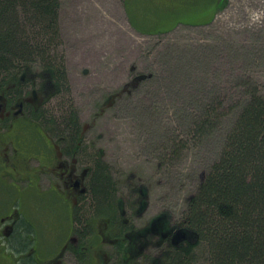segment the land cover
<instances>
[{
	"label": "rangeland",
	"instance_id": "rangeland-1",
	"mask_svg": "<svg viewBox=\"0 0 264 264\" xmlns=\"http://www.w3.org/2000/svg\"><path fill=\"white\" fill-rule=\"evenodd\" d=\"M201 3L209 5L60 1L58 50L72 83L85 88L77 100L86 108L83 123L96 121L99 145L122 189L134 177L148 190L142 223L163 208L175 222L182 217L251 92L264 97V0H227L207 16L191 12ZM183 18L200 25L152 35ZM110 92L114 105L94 119Z\"/></svg>",
	"mask_w": 264,
	"mask_h": 264
},
{
	"label": "flooded vegetation",
	"instance_id": "flooded-vegetation-1",
	"mask_svg": "<svg viewBox=\"0 0 264 264\" xmlns=\"http://www.w3.org/2000/svg\"><path fill=\"white\" fill-rule=\"evenodd\" d=\"M34 66L8 72L0 65V264H164L174 247L194 243L191 233L179 234L183 214L175 222L158 209L142 223L148 190L132 176L122 189L96 121L83 123L86 108L77 100L84 86L72 83L67 62L64 86ZM110 93L94 119L114 105ZM97 172L114 193L100 209Z\"/></svg>",
	"mask_w": 264,
	"mask_h": 264
},
{
	"label": "trees",
	"instance_id": "trees-1",
	"mask_svg": "<svg viewBox=\"0 0 264 264\" xmlns=\"http://www.w3.org/2000/svg\"><path fill=\"white\" fill-rule=\"evenodd\" d=\"M60 1L0 0V65L4 69L9 72L21 63H32L48 68L64 86L65 57L58 50L62 46ZM96 175L94 199L100 209L101 203L113 202L114 193L102 173ZM182 223L193 234L194 243L174 247L164 264L202 260L207 264H264V97L257 89L188 202Z\"/></svg>",
	"mask_w": 264,
	"mask_h": 264
},
{
	"label": "crops",
	"instance_id": "crops-1",
	"mask_svg": "<svg viewBox=\"0 0 264 264\" xmlns=\"http://www.w3.org/2000/svg\"><path fill=\"white\" fill-rule=\"evenodd\" d=\"M142 1H146V0H142ZM161 1V0H160ZM222 2V0H219V1H216V0H208V4L209 5H207V4H205V3H201V4H199L198 5V7H196L195 9H190L191 10V12H193V13H197V15L199 14V13H201V15H203V16H207L210 12H211V10H212V14H215V9H216V6H217V4H218V6L220 5V3ZM210 9V10H209ZM204 10H206V11H204ZM204 11V12H203ZM174 13L172 12V15H173ZM60 17H61V15H60ZM212 17V16H211ZM211 17H209L208 19H205L204 20V22H202L203 21V19L204 18H201L200 19V24H207V23H209L212 19H210ZM170 23H171V21H169ZM178 24H171L170 26H168V27H166V29L165 30H161V31H159V32H167V31H170V30H172V29H174L175 28V26L176 25H179L180 23H185V24H193L191 21H188V20H186V19H182L181 21H178L177 22ZM64 29H65V27H64ZM62 31H64L63 30V26H62ZM154 33H157V32H154ZM63 40L65 41L66 40V37H64L63 38ZM66 44H67V42H66Z\"/></svg>",
	"mask_w": 264,
	"mask_h": 264
},
{
	"label": "water",
	"instance_id": "water-1",
	"mask_svg": "<svg viewBox=\"0 0 264 264\" xmlns=\"http://www.w3.org/2000/svg\"><path fill=\"white\" fill-rule=\"evenodd\" d=\"M148 76H151V74H149V75H147V76H141V77H140V80H141L142 78H146V77H148ZM181 233H183V234L185 235V239H186V238H188V237L190 236L189 233H191V232L188 231V230H186V229H184V230H182L181 232H179V234H181ZM191 234H192V233H191Z\"/></svg>",
	"mask_w": 264,
	"mask_h": 264
}]
</instances>
